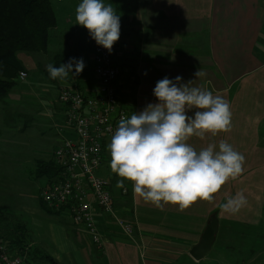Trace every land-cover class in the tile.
<instances>
[{
	"label": "crops",
	"instance_id": "0c3cea01",
	"mask_svg": "<svg viewBox=\"0 0 264 264\" xmlns=\"http://www.w3.org/2000/svg\"><path fill=\"white\" fill-rule=\"evenodd\" d=\"M262 1L134 0V10L129 13L127 5L125 18L120 19V38L114 44L117 57L123 61L125 59L128 62L129 58L134 57V94L128 96V87L132 85L131 78H127L124 91L127 104L132 106V114L139 113L148 104L157 102L153 90L157 81L164 77L175 82V77L180 76L182 84L192 82L189 87H200L211 91L213 95L222 96L230 104L232 130L216 136L208 134L204 139L193 136L188 143L197 151L209 143H215L218 150L219 142L225 140L244 155V172L237 180H229L223 185L214 194L213 200H198L184 211H180L176 205L157 207L150 202H144L142 198L134 196L133 182L125 180L124 186H130L131 192L128 195L129 210H125L127 203L121 201V188L116 187L118 179L121 178L111 171V157L106 150L103 164L96 173L111 181L114 206L120 216L123 215L132 223L135 240L113 229V233L103 234L102 245L97 252L96 246L94 248L83 244L75 231L67 229V226L64 229L57 227L59 239L53 235V245L42 243L41 247L58 263L165 264L168 261L160 259L157 254L166 252L174 257V264H225L221 258L213 257L209 252L199 260L189 255V249L198 242L212 213L216 211L218 218L216 235L221 223L224 226L231 223L259 225L264 214ZM74 29L80 40L77 38L71 56L77 60L82 58L85 65L79 75H75L73 68L66 80L56 79L50 83L43 72V66H31L27 60L28 56L25 61L21 59L27 78L31 69L36 70L31 75L33 80L36 79L40 83L38 99L43 102L45 109L51 108L43 114L44 117L35 113L34 118L36 119L38 114L46 119L49 116L53 123H58L56 134L52 136L54 147L45 159H42L45 161L54 160L53 152L60 144L61 135L68 134L65 130L64 110L57 100L59 89L75 83L79 88L88 91L95 85V77L89 64L91 47H85L84 52L80 48L82 43L87 42L85 33L88 30L83 26ZM40 60L41 57L36 59L38 62ZM34 61L33 59L32 64ZM200 69L204 75L196 77L195 73ZM130 91L132 92V88ZM195 111L197 109H190L187 115L194 116ZM100 170H106L107 174L101 175ZM238 192H243L247 204L236 214L221 211L219 205L225 202L228 196H235ZM92 206L96 208L94 202ZM67 230L73 234L72 240L68 237ZM221 249L224 254L225 246H221Z\"/></svg>",
	"mask_w": 264,
	"mask_h": 264
},
{
	"label": "clouds",
	"instance_id": "9594fccd",
	"mask_svg": "<svg viewBox=\"0 0 264 264\" xmlns=\"http://www.w3.org/2000/svg\"><path fill=\"white\" fill-rule=\"evenodd\" d=\"M76 24L85 27L97 45L109 52L120 38V17L111 4L103 0H82L75 9ZM83 59H70L55 67L46 65L50 78L66 80L75 68V75L84 69ZM196 77L204 75L200 69ZM167 77L157 81L153 94L156 103L148 104L129 119L121 118L107 145L111 171L118 179L133 182L134 196L157 207L171 204L180 211L198 200L211 201L229 180H237L244 172L245 157L221 140L197 151L188 140L204 139L232 130L230 104L220 95L200 87H189ZM197 109L194 116L187 115ZM247 204L243 192L228 196L219 205L221 211L236 214Z\"/></svg>",
	"mask_w": 264,
	"mask_h": 264
},
{
	"label": "rangeland",
	"instance_id": "374dc122",
	"mask_svg": "<svg viewBox=\"0 0 264 264\" xmlns=\"http://www.w3.org/2000/svg\"><path fill=\"white\" fill-rule=\"evenodd\" d=\"M50 1L57 17V26L50 31L47 52L17 53L18 57L24 61L28 56L27 60L31 66L41 65L44 69L46 65L52 64V56L57 52L72 54L77 38L78 41L80 40L73 29L81 27L76 24L75 9L82 0ZM103 2L106 5L111 4L120 19L125 18L127 5H129L128 13L134 10L135 5L134 0H103ZM262 2L264 3V0ZM88 34L89 31L85 33L87 38H89ZM90 41H94L91 36L89 41L80 45L82 51L90 46ZM115 47L114 44L113 50L116 55ZM38 57L42 58L40 62L36 61ZM33 59L35 61L32 64ZM34 71L36 70L31 69L28 78L19 80L7 98H0V210L7 213L8 224L11 222L12 225L17 223L23 225L28 232L30 244L40 249H42V243L52 246L53 235L59 239L56 228L64 229L65 226L75 231L83 244L96 248V245L90 243L84 231L75 228L65 217L49 215L39 207L38 196L46 177L36 178L35 167L37 160L45 159L54 147L52 136L56 134L58 123H53L49 116L47 119L43 118V114L49 112L51 108L45 109L43 102L38 99L39 91H41L38 88L41 87H38L39 81L33 80L31 73ZM50 83H52L51 80ZM131 88V86L128 87V94L131 93ZM60 107L62 108L61 105ZM35 113L42 114L43 117L41 118L38 114L35 119ZM63 136H65L64 133ZM100 174L105 176L106 170H102ZM106 229L107 234L114 232L110 227ZM67 235L72 240L73 234L68 230ZM221 246H225L224 254ZM100 248L101 246H98L96 251L98 252ZM144 254L143 252V256ZM208 254L221 258L225 264H264V214L257 226L244 223H231L224 226L221 223ZM157 257L166 259L168 262L165 264H174L175 259L170 253L158 252Z\"/></svg>",
	"mask_w": 264,
	"mask_h": 264
},
{
	"label": "built area",
	"instance_id": "2783aa9c",
	"mask_svg": "<svg viewBox=\"0 0 264 264\" xmlns=\"http://www.w3.org/2000/svg\"><path fill=\"white\" fill-rule=\"evenodd\" d=\"M89 43V64L95 85L88 91L75 83L60 88L57 100L64 110L68 134L61 135L53 152L59 171L45 181L40 195L48 205L62 209L69 223L84 231L90 243L98 247L102 245L106 227L135 240L132 223L120 216L114 206L111 181L96 173L120 119H129V104L124 97L129 77L123 60L113 49L109 52L95 40ZM26 78L27 73L20 71L18 79ZM126 190L122 187L123 193ZM25 259V255L0 240V264H27Z\"/></svg>",
	"mask_w": 264,
	"mask_h": 264
},
{
	"label": "trees",
	"instance_id": "16d2710c",
	"mask_svg": "<svg viewBox=\"0 0 264 264\" xmlns=\"http://www.w3.org/2000/svg\"><path fill=\"white\" fill-rule=\"evenodd\" d=\"M57 26V17L50 0H0V98L8 97L9 92L19 82V72L25 70L18 52L46 53L50 39L51 29ZM133 57V56H132ZM72 58L71 54L57 52L52 56V65L59 67L66 64ZM134 57L128 62L124 59L123 64L127 69L128 77L131 78L133 96L136 85ZM44 74L53 82L45 69ZM134 79H133V77ZM129 118L132 114V106L128 105ZM59 167L54 160H37L35 177L45 176L48 180L54 178ZM124 187V186H123ZM126 192L122 194L121 201L127 203L125 210H129L128 195L130 186H125ZM41 191V190H40ZM39 207L49 215L65 217L62 209L48 205L38 196ZM216 215V211L211 216ZM7 213L0 210V240L6 242L10 249L20 255L26 256L27 264H60L50 254L39 247L30 244L26 228L17 223H7ZM66 219V217H65ZM67 220V219H66ZM68 221V220H67ZM69 222V221H68Z\"/></svg>",
	"mask_w": 264,
	"mask_h": 264
},
{
	"label": "water",
	"instance_id": "95a60500",
	"mask_svg": "<svg viewBox=\"0 0 264 264\" xmlns=\"http://www.w3.org/2000/svg\"><path fill=\"white\" fill-rule=\"evenodd\" d=\"M217 229L218 218L216 215H214L210 217L208 223L200 235L198 242L189 249V255L193 259L199 260L210 251L215 240Z\"/></svg>",
	"mask_w": 264,
	"mask_h": 264
}]
</instances>
